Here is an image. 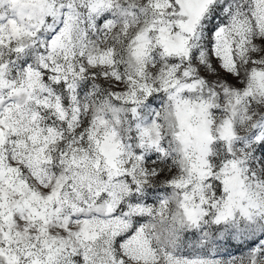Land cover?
<instances>
[{
	"label": "snow or ice",
	"instance_id": "1",
	"mask_svg": "<svg viewBox=\"0 0 264 264\" xmlns=\"http://www.w3.org/2000/svg\"><path fill=\"white\" fill-rule=\"evenodd\" d=\"M0 264H264V0H0Z\"/></svg>",
	"mask_w": 264,
	"mask_h": 264
}]
</instances>
